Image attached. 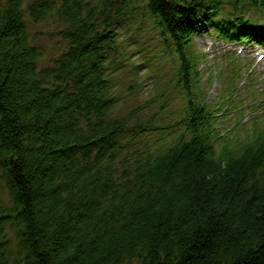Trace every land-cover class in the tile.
<instances>
[{
  "label": "trees",
  "instance_id": "1",
  "mask_svg": "<svg viewBox=\"0 0 264 264\" xmlns=\"http://www.w3.org/2000/svg\"><path fill=\"white\" fill-rule=\"evenodd\" d=\"M251 12L264 0H0V264H264V117L221 136L192 37L258 40ZM50 22L43 66L31 26Z\"/></svg>",
  "mask_w": 264,
  "mask_h": 264
},
{
  "label": "rangeland",
  "instance_id": "2",
  "mask_svg": "<svg viewBox=\"0 0 264 264\" xmlns=\"http://www.w3.org/2000/svg\"><path fill=\"white\" fill-rule=\"evenodd\" d=\"M57 28H58V24L52 23V22L40 23V24H35L31 26L32 33L38 36L37 45L46 54V56L42 60L43 66L48 65L51 59L54 56L58 55V50L60 51L61 48H63L64 46V42L56 34ZM198 43L201 49L209 53H214L215 51H218L220 47L223 46L222 42H219L217 39L210 38L209 36L198 37ZM238 47L240 49H243L245 53L251 52L247 48H242L241 46H238ZM260 51H263V50H260ZM256 70H258L260 74L264 77V59L258 62V67L256 68ZM1 196L5 200L8 199V196L6 193H2Z\"/></svg>",
  "mask_w": 264,
  "mask_h": 264
}]
</instances>
